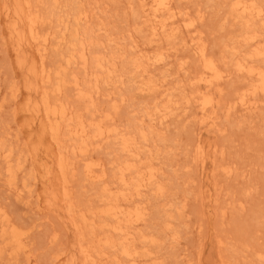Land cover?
<instances>
[{"label":"rangeland","instance_id":"rangeland-1","mask_svg":"<svg viewBox=\"0 0 264 264\" xmlns=\"http://www.w3.org/2000/svg\"><path fill=\"white\" fill-rule=\"evenodd\" d=\"M6 1L0 0V5H4ZM233 1L235 0H173V10L178 11H175L178 14L175 17L173 25L168 20L169 27L173 26V28H178L179 30L176 29V32L172 31L174 35L170 33V30L173 28L163 33L159 31L157 35H153L155 19L151 18L150 14H148L150 13L149 11H144L145 9L142 8V3L139 0H29L31 9L41 16L40 27L38 28V32H40L39 36L41 37L36 39L35 42L37 44L33 41L31 42V44H36V48L37 46L40 47V50L37 48L39 50L37 54L35 46L29 44L30 49L28 47V49L24 48L25 50H22L23 53H19V57L28 58L29 65H37L38 70L44 69L51 76L50 80H53L54 87H52L50 80L46 84L41 81L43 84L40 82V91L47 88L48 90H46L49 92V88L50 91L55 88L54 84L58 80V76L56 75L58 69L60 72H64L63 74H68V82L64 85L61 92L62 94L65 92L64 96L60 93L57 94L58 97L56 98L64 101L66 100L65 95L67 97L69 95L67 98L69 100L64 102L70 101V107L74 111L83 109L85 103H87L79 100L77 96L78 90L74 82H81L79 88L82 87V89H87L90 86V89H87L90 91L93 86L95 88L98 87L99 83L100 89H98L99 87L96 88L99 91L101 90L100 92L98 91L99 93L97 91L94 93L96 89L94 88V91L92 89L95 95L92 93L91 110L94 109L92 111H95L96 108L94 116L100 114L104 117L101 119L99 115V118L95 117L96 119L103 120L109 115V118L105 119L109 122L112 116H114L110 122L112 123L113 121L115 124L114 128L119 125L117 127L119 130L117 131L120 134L126 132L125 134L130 135L136 129L143 126L147 129L149 128V131L146 130L150 135L145 130L149 135L148 140L145 142L148 143L149 141L151 144H148H150L151 148L147 147L148 144L146 146L144 142V144L141 143L142 141H138V144L141 143L144 146L142 147L143 150L150 149L147 154L151 155L150 157L153 159L152 161L150 160V164L148 162L150 157L145 154L148 157V160H146V157L144 158L148 162V165H146L147 167L155 166L154 168L157 172L159 169V183L164 185L166 193L159 197L157 193L155 195V189L152 191L148 189V191L145 190L143 192L146 193L145 195L141 194L144 196L142 200L139 198V201H137L138 197L135 196L131 200L136 201H133V206L141 201L142 204H140L142 206L140 207L142 209L146 208L145 212L147 215L144 219L145 221L138 223L133 228L134 232L138 231V234H145L150 231L149 234L154 237L156 236L159 240L156 244H150L149 242L146 244V240L141 241L143 245L141 242H138V247L142 252L144 251L143 253L140 251L141 254L146 253V249L148 253H151L150 257H139L142 264H264V93H256L255 96L250 95L252 98H249L257 101V107L255 108L254 106V108L245 110L246 107L244 108L240 103V95L252 81H250L249 76H246L245 72L240 73L236 71L237 69L234 64V62L236 63L238 60L243 59L244 55L246 57L248 51L254 48V44L258 43L257 47H264V38L262 37L264 36V16H262V19L261 16H259L260 18L255 17L256 19H252V24H254L253 26L257 29V33L260 34L261 38L259 36L256 39L257 41L254 44L248 45V47L246 43L244 45L243 40L241 41L243 39L241 37L243 21L230 14L229 8ZM255 1L258 5H261L260 7L264 12V0ZM8 3L10 4L11 0ZM184 12L187 13L185 14ZM83 16L85 17L83 18ZM167 16L165 15L164 18ZM191 21L193 24L186 26ZM7 22L10 23L0 11V242L2 239L4 241L0 243V264H58L59 260L63 261L64 259L65 261L69 258L67 256L72 257V254L78 261H81L82 255L78 253L76 245L81 237L80 233H83L84 237L89 236L90 233H88L89 229L84 224L81 225L79 214L84 212L89 213L90 210H98V205L102 203L100 195L105 183L109 185L113 193L118 192L120 185L115 173L118 171L119 165L128 160V155L123 153L124 156L127 155L126 159L123 158L122 151L120 150L121 153L119 151V138L116 135L110 136L109 139L111 141L108 138L91 140L90 144L92 143V146L90 145L89 150L85 154L74 153L70 147L74 140H70L71 135L62 126L60 142L62 145L67 144L64 146L66 148L65 155L72 163L71 168L66 173V177L68 176L69 199L71 201L73 197V207L76 206V208L74 207V218L77 219L78 223L80 222L79 224L82 228L78 231L73 225V228L70 227L73 221H70V214L67 213L66 215V206H64V210L63 208H57L60 212L57 209L54 210L52 207H49L45 194L48 192V186H52L56 181L51 178L53 181L48 179L49 184H47V178L43 177L45 174L40 164L42 161L44 162V156H46L43 155L46 152L45 148L48 147L50 149L52 147L54 149L55 144L51 140L47 141L50 137L46 136L42 139L43 142L40 141V145L41 143L43 144L39 145L41 133L38 131L42 129H40L41 126H39L40 124L37 120L31 122L33 116L26 104L28 98L33 96L40 98V92L37 93V96L34 93V95H30L27 89H25L29 80L28 70L26 66L18 64L20 59L17 58L18 53H16V49L12 45L11 35L9 36L10 24ZM74 31L75 33L77 32L76 38L78 37V40L84 41L88 47L86 48L88 54V64L86 63V65H83L78 60L79 62H72L70 66V63L65 61L71 48H73L71 44L76 43L74 40L75 35L72 36V34H75ZM48 34L49 37L47 36ZM43 35L47 41L42 40ZM168 35H173V37L169 38ZM47 37L50 38V42ZM242 43L243 46L241 45ZM203 44L207 49V56L217 61L218 68L223 75L228 74L221 81H218L217 85L214 84L213 88L211 86V90L205 89V83L198 81L203 60L201 59L199 49L202 46L204 47ZM45 45L48 49L45 48ZM26 50L36 60L27 55L28 52ZM41 52L46 53L45 58L41 56ZM94 52L99 54L97 55ZM45 53L42 55H45ZM93 53L95 56L101 58L106 57L104 59L106 62L108 60L112 62L113 57L117 55L113 62L115 64L114 67L110 65L112 63L107 64L104 61L106 63L105 66L109 65L114 70L112 74L116 76L112 74L111 76H104L106 75L105 71H102L104 75L101 71H98L102 77H98L100 78L98 80L100 82L97 84L95 83L96 81L93 82V79H96L95 76H86L88 71L87 74L94 72L92 68ZM158 53H164L165 55H163L165 60L161 63H155L154 57ZM61 54L64 56H61ZM242 54L243 56H241ZM63 57L66 58L63 60ZM42 58L45 61L44 66ZM31 59H33L34 63ZM134 59L143 62L141 67L147 69V72H142L143 76H140V78L137 77L141 74V71L138 69L139 72L131 66V62ZM258 60V66L264 67V59L259 58ZM252 62L251 64L254 65L255 63ZM60 63L64 65L62 66ZM78 63L83 67L80 64L77 65ZM61 66L66 69H63ZM126 66L129 67L127 68ZM69 72L72 74H70L71 76H69ZM135 72L136 74L138 72L139 75L137 74V76ZM67 74H65V78ZM53 76H57V80L52 78ZM89 77H93L92 81ZM147 79H153L152 81L157 82H155L156 85H160L158 86L159 88L155 86L158 90L154 87L156 92L153 91L154 89L147 90L146 92L140 89L148 81ZM251 80L253 79L251 78ZM87 81L88 83H86ZM48 82H50V86L49 84L47 85ZM91 83H94V85L91 86ZM72 85L75 87L74 92L73 89L67 90L73 88ZM86 85H88L87 88ZM203 90L205 92L209 90V93L217 97L214 96L215 104L212 109L213 111L208 110L206 112H214L211 113L212 116L216 113L214 116L216 123L212 124L209 120L207 123L204 120L207 115L201 111L199 103L193 98L199 91L203 92ZM151 92H154L153 95L150 94ZM216 92H218V95ZM50 96L53 99L56 95L50 92ZM61 96L65 99H61ZM185 97L189 104L184 102L186 101ZM177 99L178 104L175 103V105L171 106L174 109L178 106L180 107L174 111L172 108L171 115L163 119L162 116L166 110L163 113L159 110L162 106L161 104H164L163 106L165 107L167 105L165 102L168 100L167 110L169 111L171 108H169L170 104L177 102ZM75 102H78V104L76 105ZM175 106L177 107L175 108ZM83 110L82 112L89 114L87 110ZM168 111L167 113L170 112ZM103 112H106V115ZM110 112L113 113L112 116H110L112 114ZM144 113L153 115L151 117ZM89 115H84V119L89 118ZM106 124L109 126L108 123ZM144 127L143 129H145ZM63 128L65 129L63 130ZM128 130L131 132L130 134ZM155 131L157 132L154 133ZM37 133L40 134L38 135ZM135 134L131 136H135ZM29 139H32L35 143ZM29 142L34 145V148ZM45 142L48 144L46 145ZM36 143L40 146L38 149L39 153L35 150ZM201 145L204 147V151L202 148L204 154L202 153L203 156L200 157L197 147ZM139 146L138 150L137 148V151L135 150L137 153L141 151V145ZM6 149L8 150L6 151ZM56 149L57 147H55ZM151 152L154 153V157ZM144 153L146 151H141V156L136 163L139 166L140 164L142 166V163L143 165L145 164V160L142 157ZM68 154L71 156L75 155V157L73 156V158ZM33 155L35 156L34 159L36 158L41 162H38L36 159L33 160ZM77 155L79 156L77 157ZM82 155L83 159L81 160ZM11 158L13 159L11 160ZM120 160L122 161L121 163ZM7 161H11L9 165ZM91 161L93 163H101V166H94V168H96V174L105 173L103 181H98L97 178H90L85 173V164ZM116 162L118 163L116 164ZM35 163L36 165H34ZM115 165H118V167ZM5 166H7L6 170ZM35 166H39L40 170ZM8 167L13 168V177L8 173ZM225 168L230 169V173H227ZM114 180H116V183L113 182ZM45 181L46 184H44ZM113 185H115V188L117 186V188L115 189ZM96 203H98L97 206ZM122 203L127 205L131 202L123 201ZM169 207L170 209H168ZM77 210L80 211L78 212ZM169 214L172 215L173 219L171 217L168 219ZM76 216L79 217L76 218ZM65 218L68 219V221L66 220L68 223L64 221ZM97 220L99 219L97 218ZM168 221L171 223L170 228L165 229V223ZM13 230L22 233L20 242L12 241L11 232ZM97 230L99 231V229ZM72 231L75 233L73 232V234ZM87 238L85 237L86 243H88ZM70 241L73 242V245ZM144 245L147 246L145 247ZM68 248L70 249L68 250ZM74 248L75 250H73ZM116 249L118 252V248H104L107 254L104 256L106 260L102 259V257L97 263L101 264L105 262L102 264H108V261H112V264H123L119 260L120 256L118 259V253L115 252ZM64 252H68L69 255ZM122 259V262L129 264L127 260Z\"/></svg>","mask_w":264,"mask_h":264},{"label":"bare ground","instance_id":"bare-ground-1","mask_svg":"<svg viewBox=\"0 0 264 264\" xmlns=\"http://www.w3.org/2000/svg\"><path fill=\"white\" fill-rule=\"evenodd\" d=\"M8 1L9 0H7L6 2H5V4L4 5H0L1 7H0V11H1V13L2 14H4V16H5V18H7L8 20H9V22L10 23H8V24H10L9 25V30H10V34H9V36L11 35V38L10 39H12V41H13V44L12 45H14V47H15V49H16V53H18V56H17V58H19L20 60H19V62H18V64H20L21 66H26L27 67V70H28V76H29V80H28V82H27V85H26V88L25 89H27V91H28V93H30V95H32L33 93L34 94H36V96H37V93H39L40 95V98H37V97H35V96H33V97H31V98H28V101H27V104H26V106L28 107V109L30 110V112H31V115L33 116L32 117V121L31 122H35L36 120H37V122L40 124L39 126H41L40 127V129H42L41 131H38V132H40L41 133V135H40V140H39V145H40V141L41 142H43V138L44 137H46V136H49L50 137V139H47V141H49V140H51L52 142H54V144H55V147H57V149L55 150V147H54V149H52V147L51 146H49V147H51L50 149L48 148V147H46L45 149V153L43 154V155H46V156H44L45 157V159H44V162L42 161V163L40 164L41 165V167H42V169H43V171H44V176L43 177H46L47 178V184H49V182H48V179H50L51 180V178H53L54 179V181H56V183L55 184H52V186H48V192H47V194H45L46 196H47V203H48V205H49V207H52L54 210L55 209H59V208H63V210H64V206H66V215H67V213L68 214H70V221H73V223L71 224V222H69L71 225H70V227L71 228H73L72 227V225L79 231L81 228H82V226H80V222H81V225L82 224H84V226L86 227V228H88L89 229V232L88 233H90V235L88 236L87 234V236H85V237H88L87 238V240H88V243H86L85 242V237H84V234L83 233H80V239H79V241H78V243H77V241H76V243H77V251H78V253L79 254H81L82 255V260L80 261H78L77 259H76V257L72 254V257L71 256H67V257H69V258H67L65 261H64V259H63V261H61V260H59V262H58V264H100V263H97V262H99L98 260L99 259H101L102 257V259H105L106 260V257H104L105 256V250H104V248H106V247H110V248H118L119 249V251L117 252V249H116V251L115 252H117V253H115V254H117V256H118V259H119V256L121 257L119 260H121V263H123V264H125L124 262H122L123 261V259L122 258H124L125 260H127V262H129V264H142V262L140 263V260H139V257L140 256H149L151 253H148V251H147V249L145 250V252L146 253H144V254H141V252H142V250H140V248L138 247V242H141V241H145L146 242V244H148L147 242H149L150 244L151 243H155L156 244V242L157 241H159L158 240V238L155 236H151L150 234H149V232L150 231H148V233H145V234H138L137 232H134V227H136V225L138 224V223H140V222H142V221H145L144 219H145V217L147 216L146 215V212H145V209L146 208H141L140 206H142L141 204H142V202L140 201V202H137V204H135L134 206H133V201L134 202H136L135 200H133V201H131L132 200V198L135 196V197H138L137 198V201H139L138 199L140 198L141 200H142V198L144 197L143 195H145L146 193H143V192H145V190L146 191H148V189L149 190H153V189H155L154 191H156L155 192V195H156V193L158 194V196L160 197L161 195H163L164 193H166V191H165V187H164V185L162 184V183H159V179H158V172H159V169H158V172H157V170L154 168L155 166H154V164H153V162H152V165L154 166V167H151V166H148L147 167V165H148V162H150V160L152 161V159L153 158H151L150 156L151 155H148L147 154V152L150 150H147V149H142V147H144V146H142V144L141 143H145V145L146 144H148V143H150L149 141H148V143L147 142H145V141H147L148 140V136L150 135L149 134V128L147 129V128H145L144 126V128L145 129H143V127H139L138 129H136L135 131H134V129H133V131L136 133H134V132H129V130H128V133L130 134V135H127V134H125L126 132H124V134H120V133H118V131L117 130H119L117 127L119 126H116L115 128L113 127V126H115V124L113 123V121H112V123H113V125H111L112 123L110 122L111 121V119L112 118H114V116H112L113 115V113L112 112H110V113H112L110 116H112V118L110 119V123L109 122H107L105 119L106 118H109L108 116H106L105 117V119H103V120H101L104 116L102 115H100V114H95V115H97V116H94V112L96 111V108H95V111H92V110H94V109H92L91 110V106H92V102H91V98L93 97L92 96V93H93V91H94V83L91 85V86H93V88H91V91H92V89H93V91L91 92L90 90H87V89H90V86L87 88V86L89 85H86V88L87 89H82V87H80L79 88V85H80V83L81 82H77V81H75L74 82V79H73V82H74V84H75V86H76V89L78 90V98H79V100H82V101H84V102H87V103H85V105H84V107H83V109L86 111H88L89 112V114H86L87 112H82V110L83 109H78L77 111H74L70 106H71V102L69 103V102H64V101H68L69 99H67L68 97H69V95H68V97L65 95V97H66V100H64L63 98H62V96H64V94H65V92H63L64 94H62L61 92L63 91V87H64V85L68 82L67 81V79H68V74L67 73H65V74H67V76H66V78L64 77L65 76V74H63L64 72H60L58 69H57V71H56V75L58 76V80L56 79V77L57 76H53L52 78H55L57 81L55 82L56 84H54L55 85V88L52 90V91H50V88H49V92L45 89V90H41L40 91V82L41 81H43V83L45 82V84H46V82L47 81H49L50 80V75L49 74H47L46 72H45V70L43 69V70H38L39 68H37L35 65H33V64H31V65H29L28 64V58L26 59V57H19V53H23V51L25 50L24 48H29V44H31V42L33 41V42H35L36 41V39H38V37H41V36H39V33L40 32H38L39 31V25H40V23H41V16H40V14L38 15L36 12H34L32 9H31V4H30V2H29V0H11V3L9 4L8 3ZM58 1V0H57ZM139 1H141V3H142V8L143 9H145L144 11H149L150 13H148V14H150V16H151V18H153V19H155V23H154V26H153V35H157L158 34V32L159 31H161L162 33L163 32H165V31H167L168 29H170V28H173V26L172 27H169L170 25H169V21H171L170 22V24L171 25H173V23H175V17H176V15L178 14V13H176V12H178V11H174L173 10V8L174 7H172V1L173 0H139ZM231 1V0H230ZM2 3V2H1ZM36 3V2H35ZM134 3V2H133ZM230 3V2H229ZM33 4V6H35L34 5V3H32ZM230 5V4H229ZM57 6V5H56ZM261 5H258V3L255 1V0H235V1H233L232 2V4L230 5V8H229V10H230V14L231 15H233L234 17H236V18H238L239 20H241V21H243V23H242V35H241V37L243 38V39H241V41L243 40V43H244V45H245V43L247 44L246 46H248V45H250V44H254L257 40L256 39H258L259 38V36H260V34H258L257 33V29L253 26L254 24H252L253 23V20L252 19H256L255 17H258V18H260L259 16H261V19H262V16H264V15H262L264 12H263V10H262V8L260 7ZM36 7H37V5H36ZM146 7H147V9H146ZM58 9V8H57ZM176 9H179V8H176ZM38 10V9H37ZM182 10V9H181ZM143 11V12H144ZM39 12V11H38ZM165 13V14H164ZM185 13V12H184ZM187 13V12H186ZM185 13V14H186ZM84 15V14H83ZM87 15V14H86ZM138 15H140V14H138ZM167 16L166 18H164V16ZM230 15V16H231ZM145 16V15H144ZM85 16H83V18H84ZM89 17H90V15H89ZM180 17V16H179ZM186 17V16H185ZM184 17V18H185ZM190 17V16H189ZM135 18V17H134ZM137 18V17H136ZM197 18V17H196ZM43 19V18H42ZM79 19V18H78ZM181 19V18H180ZM195 19V18H194ZM44 20V19H43ZM169 20V21H168ZM178 20V19H177ZM188 20V19H187ZM190 20V19H189ZM150 21H152V20H150ZM252 21V22H251ZM255 21V20H254ZM259 21V20H258ZM154 22V21H153ZM152 22V23H153ZM238 22V21H237ZM263 22V21H262ZM177 23V22H176ZM181 24V23H180ZM184 24V23H183ZM193 24V22L191 21V22H189V23H187L186 24V26H191ZM244 24V25H243ZM264 24V23H263ZM263 24H261V25H263ZM7 25V24H6ZM149 26V25H148ZM152 26V25H151ZM182 26V25H181ZM184 26V25H183ZM195 26V25H194ZM8 27V26H7ZM193 28V27H192ZM264 28V27H263ZM176 29H178V28H173L172 30H170L171 32L170 33H172V31H174V32H176L175 30ZM90 30V29H89ZM179 30V29H178ZM191 30V29H190ZM193 30V29H192ZM88 31V30H87ZM182 31V30H181ZM174 32L172 33L173 35H174ZM186 32V31H185ZM191 32V31H190ZM200 32V31H199ZM74 33H75V31H74ZM77 33V32H76ZM76 33L75 34H72V36H74V40L76 41V43L74 42L73 44H71V46L73 45V48H71V50H70V53H69V55H68V57L66 58V57H63V60H64V58H66V60L65 61H67V63H70V66L72 65L71 63L72 62H76V61H78V60H80L82 63H83V65H86V63H87V52H86V48H88L87 46H86V44H85V42L84 41H81V40H78V37L76 38ZM182 33V32H181ZM241 33V32H240ZM264 33V32H263ZM263 33H262V35H263ZM168 34V33H167ZM65 35V34H64ZM80 35V34H79ZM171 35V34H170ZM173 35L172 36H169L168 35V37L170 38V37H173ZM48 37H49V34L47 35ZM239 36V35H238ZM47 37V38H48ZM263 38H264V36H262ZM73 38V37H72ZM191 38V37H190ZM197 38H199V37H197ZM260 38H261V36H260ZM50 38H48V40H49ZM154 39V38H153ZM168 39V38H167ZM173 39V38H172ZM183 39V38H182ZM188 39V38H187ZM202 39V38H201ZM40 40V39H39ZM42 40H44V41H47V39L44 37V35L42 36ZM41 40V42H43ZM63 40V39H62ZM148 40V39H147ZM240 41V42H241ZM260 41H261V39H260ZM49 42H50V40H49ZM202 42V41H201ZM200 42V43H201ZM36 43V42H35ZM191 43V42H190ZM243 43L241 44L242 46H243ZM33 45H34V43H32ZM31 44V45H32ZM37 44V43H36ZM36 44L34 45L35 46V48H36ZM38 44H40L39 42H38ZM43 44H44V42H43ZM46 45H47V43H45ZM69 44V43H68ZM46 45H45V48H47L48 49V47H46ZM97 45V44H96ZM187 45V44H186ZM200 45V44H199ZM204 45V44H203ZM257 45H259L258 43L255 45L254 44V48L252 49V50H250V51H248V53L246 54V57H245V55L243 56V54L241 55V56H243L244 58L243 59H241V60H238V59H235V60H238L236 63L234 62V64H235V66H236V71H238V72H240V73H246L247 75V77L249 76V78H250V81H252L251 82V84H249V86L247 87V89L243 92V93H241L240 91V93H241V95H240V103H241V105L242 106H244V108H245V110L247 109L248 110V108H254V106H255V108L257 107L256 105H257V101H253L251 98V96L250 95H256V93H264V67H262V66H258V63H259V58L261 59H264V47H257ZM26 46V47H25ZM39 46H41V45H39ZM201 46V45H200ZM245 46V47H246ZM261 46V45H260ZM263 46H264V44H263ZM75 47V48H74ZM80 47V48H79ZM229 47V46H228ZM249 47V46H248ZM27 48V49H28ZM37 48L39 49L40 47H38L37 46ZM37 48H36V50H37ZM69 48H70V46H69ZM193 48H194V46H193ZM24 49V50H23ZM30 49V48H29ZM31 49H32V47H31ZM43 49H44V46H43ZM46 49V50H47ZM246 49H248V48H246ZM246 49H244V50H246ZM23 50V51H22ZM40 50V49H39ZM39 50H37V54L39 53L38 51ZM45 50V49H44ZM195 50V49H194ZM18 51V52H17ZM99 51V50H98ZM26 52H28L27 50H26ZM25 52V53H26ZM42 53V52H41ZM45 53V52H44ZM44 53H42V54H44ZM68 53V52H67ZM95 53V52H94ZM93 53V54H94ZM199 53H200V56H201V59H203L202 60V69H201V72H200V74H199V77H198V81H201V82H204L205 83V89H209V90H211L212 88H213V85L215 84V85H217L218 84V81H221L223 78H225V75H223V73L221 72V70L218 68V65H217V61H215V59L213 60L212 58H210L209 56H207V49H206V47H205V45H204V47L202 46V48H200L199 49ZM41 54V56H44V58L46 57V53H45V55H42ZM62 54H65V53H62ZM61 54V56H64V55H62ZM95 54H97V53H95ZM95 54H94V59H92V68H93V70H94V72H90V74H87L86 73V76H95V78L96 79H93V82L94 81H96L95 83L97 84L98 82H100V81H98V80H100V78H98L99 76H101L102 77V75L100 74V72H98V71H105L106 72V75H104L103 74V72H102V74L104 75V76H111V74L112 73H114L113 71V69H111L110 67H109V65H106V66H108V67H106L105 66V64L107 63H112V64H110V65H112V67H114L115 66V64L113 63L114 62V60L116 59L115 57L117 56H115V57H113V61L111 62L110 60H108V62H106V60H104V59H106V57L105 58H101V57H99V56H95ZM99 54V53H98ZM97 54V55H98ZM115 54V53H114ZM169 54V53H168ZM27 55H29V56H31V57H33L32 55H30V53L28 52L27 53ZM90 55V54H89ZM163 55H164V53H158V54H156V56L154 57V59H155V63H157V62H162L163 60H165L164 58L165 57H163ZM22 56H24V54H22ZM165 56V55H164ZM240 56V57H241ZM90 57V56H89ZM88 57V58H89ZM93 57H91V58H93ZM213 57V56H212ZM239 57V56H238ZM35 57H33V59H34ZM44 58H42L43 59V66H44V64H45V61H44ZM142 58V57H141ZM33 59H31L32 60V62H33ZM109 59V58H108ZM200 59V60H201ZM257 59V60H256ZM35 60H36V58H35ZM89 60V59H88ZM254 60V61H253ZM42 61V60H41ZM104 61L106 62V63H104ZM254 62L255 64H257V65H252L251 64V62ZM258 61V62H257ZM79 62V61H78ZM144 62H145V60H144ZM252 62V63H253ZM263 62H264V60H263ZM31 63V62H30ZM34 63V62H33ZM132 64H131V66H133V68L134 69H139L140 71H141V74H142V72H144V71H146L147 72V69H143L142 67H141V65H142V63L143 62H140V60L139 61H137V60H133L132 62H131ZM200 63V62H199ZM36 64H37V61H36ZM41 64H42V62H41ZM61 64V63H60ZM66 64V63H65ZM74 64V63H73ZM80 63H78L77 65H79ZM88 64V63H87ZM90 64V63H89ZM152 64V63H151ZM154 64V63H153ZM62 66L64 65L63 63L61 64ZM75 65V64H74ZM81 65V64H80ZM260 65V64H259ZM40 66V65H39ZM46 66V65H45ZM61 66V67H62ZM82 66V65H81ZM88 66V65H87ZM199 66H201V65H199ZM47 68H48V66H46ZM67 67V66H66ZM83 67V66H82ZM127 67V66H126ZM129 67V66H128ZM127 67V68H128ZM63 68V67H62ZM87 68V67H86ZM85 68V69H86ZM142 68V69H141ZM49 69V68H48ZM63 69H66V68H63ZM62 69V71H64ZM126 69V68H125ZM124 69V70H125ZM149 69V68H148ZM56 70V69H55ZM92 70V71H93ZM138 70V71H139ZM143 70V71H142ZM150 70V69H149ZM50 71H52V70H50ZM73 71V70H72ZM136 71V70H135ZM139 71V72H140ZM126 72V71H125ZM127 72H128V70H127ZM224 72V71H223ZM227 72H229V71H227ZM76 73V72H75ZM75 73H73V74H75ZM79 73V72H78ZM78 73H77V76H78ZM116 73V72H115ZM124 73V72H123ZM199 73V72H198ZM230 73V72H229ZM55 74V73H54ZM71 73L69 72V76H71L70 75ZM132 74V73H131ZM135 74H136V72H135ZM135 74H132V75H135ZM137 74H138V72H137ZM136 74V75H137ZM137 75L138 77L137 78H140V76H143V74L142 75ZM145 74V73H144ZM112 75H114V76H116L115 74H112ZM135 75V76H136ZM228 75V74H227ZM226 75V76H227ZM118 76H120V75H118ZM148 77V76H147ZM26 78H27V75H26ZM43 78V79H42ZM90 78V80L92 81V78L91 77H89ZM107 78V77H106ZM111 78V77H110ZM109 78V79H110ZM132 78H133V76H132ZM231 78V77H230ZM251 78L253 79V80H251ZM79 79V78H78ZM112 79V78H111ZM149 79V78H148ZM147 79V80H148ZM197 79V78H196ZM27 80V79H26ZM90 80H88L89 82H90ZM153 79H151V80H148L147 82H145L144 83V81H142V83H144L143 85H142V83H141V87H140V89L141 90H144L145 92L147 91V90H153L154 89V87L155 86H160V85H156V83L154 82V81H152ZM193 80V79H192ZM228 80V79H227ZM51 81V83H52V81L53 80H50ZM70 81V80H69ZM88 81L86 82V83H88ZM146 81V80H145ZM111 82V81H110ZM226 82V81H225ZM42 83V82H41ZM42 83V84H43ZM50 82H48L47 83V85L49 84ZM71 83H72V81H71ZM70 82H69V84H71ZM85 83V82H84ZM108 83H109V80H108ZM155 83V84H154ZM201 84V83H200ZM68 85V84H67ZM66 85V86H67ZM83 85V84H82ZM99 83H98V87H99ZM139 85V84H138ZM214 85V86H215ZM44 86V85H43ZM42 86V87H43ZM49 86H50V84H49ZM73 86V85H72ZM96 86V85H95ZM164 86V85H163ZM211 86H212V88H211ZM41 87V89H43ZM52 87H54L53 86V83H52ZM51 87V88H52ZM68 87H70V86H68ZM98 87H96V88H98ZM200 87H201V85H200ZM74 86H73V88H69V89H67V90H69L70 91V89H73V92H74ZM95 88V89H96ZM156 88V87H155ZM159 88V87H158ZM169 88V87H168ZM211 88V89H210ZM64 89H66V88H64ZM98 89H100V87L98 88ZM98 89H96L95 91H94V93L97 91H99ZM157 89V88H156ZM158 90V89H157ZM165 90V89H164ZM169 90V89H168ZM197 90V89H196ZM209 90L207 91L206 90V92L203 90V92H200L199 91V93L197 94V93H195V94H197L196 96H194L193 98H195L196 99V102H198L199 103V106H200V109H201V111L203 112V113H206L208 110H212L213 109V107H214V104H215V97L211 94V93H209ZM224 90V89H223ZM66 91V90H65ZM101 91V90H100ZM99 91V92H100ZM153 91H155L156 92V90L154 89ZM212 91H214V90H212ZM218 91V90H217ZM220 91V90H219ZM243 91V90H242ZM50 92H52V93H54L56 96H55V98H53L52 99V97L50 96ZM98 92V93H99ZM149 92V91H148ZM197 92V91H196ZM221 92V91H220ZM61 93V99H63L64 101H62V100H60V99H58V98H56V97H58L57 96V94H60ZM67 93V92H66ZM93 93V95H95ZM97 93V94H98ZM153 93L154 92H151L150 94H152L153 95ZM189 93V92H188ZM213 93V92H212ZM217 93V95H218V92H216ZM222 93V92H221ZM33 94V95H34ZM158 94V93H157ZM164 94V93H163ZM187 94V93H186ZM192 94V93H191ZM52 95V94H51ZM76 95V94H75ZM261 95V94H260ZM28 96V95H27ZM26 96V97H27ZM25 97V98H26ZM76 97V96H75ZM153 97V96H152ZM187 97V96H186ZM185 97V100L187 99ZM249 97H251V98H249ZM77 98V97H76ZM171 98V97H170ZM190 98V97H189ZM217 98V97H216ZM27 99V98H26ZM75 99V98H74ZM73 99V100H74ZM97 99V98H96ZM239 99V98H238ZM260 99V98H259ZM151 100V99H150ZM156 100V99H155ZM160 100V99H159ZM173 100H174V98H173ZM172 100V101H173ZM176 100V99H175ZM198 100V101H197ZM76 101H77V99H76ZM95 101V100H94ZM167 101L168 100H166V102H165V104H167L165 107L163 106L164 104H161L162 106L160 107V111H162V113H163V111H165L166 110V112H164V114H163V119L164 118H167L169 115H171V110H172V106L171 105H175V103L176 104H178V99H177V102H174V104H170V106H169V108H170V112L167 110V106H168V103H167ZM189 101V100H188ZM233 101V100H232ZM80 102V101H79ZM169 102V101H168ZM171 102V101H170ZM182 102V101H181ZM184 102H187V100L186 101H184ZM217 102V101H216ZM231 102V101H230ZM70 105H69V104ZM76 103V102H75ZM158 103V102H157ZM173 103V102H172ZM188 103V102H187ZM219 103H220V101H219ZM233 103V102H232ZM78 104V102L76 103V105ZM156 104V103H155ZM189 104V103H188ZM191 104V103H190ZM218 104V103H217ZM72 105H74V104H72ZM83 105V104H82ZM94 105V104H93ZM96 105V104H95ZM116 105V104H115ZM198 105V104H197ZM220 105V104H219ZM224 105V104H223ZM238 105V104H237ZM262 105V104H261ZM144 106V105H143ZM178 106V105H177ZM177 106H175V108L177 107ZM190 106V105H189ZM77 107V106H76ZM116 107V106H115ZM148 107V106H147ZM159 107V106H158ZM162 107H164V108H166V109H164V108H162ZM178 107H180V106H178ZM177 107V108H178ZM190 107H192V106H190ZM112 108V107H111ZM156 108V107H155ZM154 108V109H155ZM162 108V109H161ZM176 108V109H177ZM211 108V109H210ZM232 108V107H231ZM243 108V107H242ZM146 109V108H145ZM158 109V108H157ZM176 109H174L173 108V111L174 110H176ZM215 109V108H214ZM217 109V108H216ZM236 109V108H235ZM83 110V111H84ZM98 110V109H97ZM112 110V109H111ZM158 110V112L159 113H161L160 111ZM232 110V109H231ZM259 110V109H258ZM27 111V110H26ZM99 111H101V110H99ZM103 111V110H102ZM146 111V110H145ZM167 111L169 112V113H167ZM172 111V112H173ZM184 111V110H183ZM213 111V110H212ZM216 111V110H215ZM234 111V110H233ZM25 112V111H24ZM107 112V111H106ZM105 112V113H106ZM148 112V111H147ZM149 112H151V111H149ZM247 112V111H246ZM26 113H28V112H26ZM83 113V114H82ZM101 113V112H100ZM104 113V112H103ZM104 113V114H105ZM107 113H109V112H107ZM152 113V112H151ZM211 113H214V112H211L210 111V113L208 112V113H206V117H205V121L208 123L209 121H210V123H216V118L214 119V116L216 115V113L214 114V116H212V114ZM102 114V113H101ZM144 114H147V116H151V115H153V114H148V113H144ZM156 114H157V112H156ZM174 114V113H173ZM209 114V115H208ZM230 114V113H229ZM251 114H253V113H251ZM84 115L85 116H90L89 118H87V119H84ZM99 115H100V117H101V119L100 120H98V119H96V118H99ZM106 115V114H105ZM160 115H162V114H160ZM155 116V115H154ZM96 117V118H95ZM152 117V116H151ZM151 117H149V118H151ZM200 117V116H199ZM27 119V118H26ZM114 120V119H113ZM209 120V121H208ZM215 120V121H214ZM106 121V122H105ZM145 121V120H144ZM161 121V120H160ZM214 121V122H213ZM141 122V121H140ZM151 122V121H150ZM106 123H108L109 124V126L106 124ZM160 123V122H159ZM162 123H163V121H162ZM28 124H29V122H28ZM26 125H27V123H26ZM34 125H35V123H34ZM111 125V126H110ZM132 125V124H131ZM135 125V124H134ZM206 125V124H205ZM204 125V126H205ZM211 125V124H210ZM217 125V124H216ZM28 126V125H27ZM62 126H64L67 130H65V131H67V132H69V134L71 135V138H70V140L72 141V139L74 140V142L72 141V145H70V147H71V150H72V152H74V153H80V154H85L88 150H89V148H90V145L92 144H90V141L91 140H101V139H105V138H110V136L112 137L113 135H116L118 138H119V142L118 143H120V148H119V151L121 150L122 151V156H123V158H125L126 159V156H127V159L128 160H125L121 165H119V167H118V165L116 166V167H118V171L115 173V174H117L116 176H117V181H118V184L120 185V188H119V190H118V192H115V193H113L111 190H110V188H109V185L108 184H104V188H103V190H102V192H101V195H100V201L102 202L100 205H98L99 207L97 208L98 210L97 211H94V210H90L89 211V213H87V212H84V213H81V214H79L80 215V222L78 223V221H77V219H75L74 217H75V215H74V211H75V209H74V207L76 208V206H74L73 207V202H72V200H73V197H72V199H71V201H70V199H69V192H68V188H69V185H68V181H67V177H66V173H67V171L69 170V168H71L70 166L72 165V163L70 162V160L67 158V156L65 155V150H66V148L64 147L65 145H67V144H65V145H62V143L60 142V131L62 130L61 128H62ZM141 126V125H140ZM212 126V125H211ZM130 127V126H129ZM148 127V126H147ZM26 128H28V127H26ZM65 128H63V130L65 129ZM117 128V129H116ZM131 128V127H130ZM133 128V127H132ZM205 128V127H204ZM29 129V128H28ZM31 129V128H30ZM37 129V128H36ZM35 129V130H36ZM148 131H147V130ZM216 129V128H215ZM219 129V128H218ZM39 130V129H38ZM122 130V129H121ZM124 130H126V129H124ZM148 132V134H147V132ZM156 130V129H155ZM132 131V130H131ZM63 132V131H62ZM119 132H121V131H119ZM152 132V131H151ZM150 132V133H151ZM157 131H155L154 133H156ZM39 133V134H40ZM65 133V132H64ZM38 134V133H37ZM38 134V135H39ZM66 134V133H65ZM64 134V135H65ZM68 134V135H69ZM132 134H135V136H131ZM62 135V134H61ZM69 135V136H70ZM118 135H120V136H118ZM136 135L138 136L137 138H136ZM154 135V134H153ZM156 136H157V134H155ZM34 136V135H33ZM116 136H114V137H116ZM39 137V136H38ZM116 137V138H117ZM153 137V136H152ZM32 138V137H31ZM62 138V137H61ZM139 139V140H138ZM154 139V138H153ZM152 139V140H153ZM29 140H31L32 141V139H29ZM35 140H37V139H35ZM68 140V139H67ZM69 140V141H70ZM110 141H111V139H109ZM117 140V139H116ZM46 141V142H47ZM63 141H65V140H63ZM62 141V142H63ZM140 141H142L140 144H138ZM154 141V140H153ZM33 143H35L34 141H32ZM37 142H38V140H37ZM45 142V144L47 145L48 143H46ZM66 142V141H65ZM64 142V143H65ZM92 142V141H91ZM96 142V141H95ZM28 143V142H27ZM29 143H31V142H29ZM51 143V142H50ZM63 143V144H64ZM67 143H68V141H67ZM112 144H113V142H111ZM114 143H116V142H114ZM143 143V144H144ZM37 144V143H36ZM36 144H35V146H36ZM43 143H41V145H42ZM44 144V145H45ZM53 144V143H52ZM94 144V143H93ZM106 144V143H105ZM138 144V145H137ZM151 144V143H150ZM150 144H148V146L147 147H150L151 148V146H150ZM199 144V143H198ZM31 145H33L32 143H31ZM38 144H37V146L35 147V150L37 151V153H39L38 152V149L40 148V146H39ZM119 145V144H118ZM117 145V146H118ZM139 145H141V148H140V150L141 151H143V152H145L146 151V153H144L143 155L144 156H142L143 157V159L146 157V160H148V157H150V159H149V161L147 162L145 159V164L143 165V163H142V166H141V164H140V166H139V164H136L137 163V161H138V159H139V157L141 156V151H139L140 153H137L136 151L138 150V148L140 147ZM204 145V144H203ZM203 145H201V146H198L197 148H198V152L200 153V157L201 156H203V154H204V147H203ZM92 146V145H91ZM155 146V145H154ZM29 147V146H28ZM44 147V146H43ZM67 147V146H66ZM152 147H153V144H152ZM33 148H34V145H33ZM100 148V147H99ZM117 148V147H116ZM136 148H137V150H136ZM146 148V147H145ZM202 148H203V151H202ZM29 149V148H28ZM70 149V148H69ZM157 149V148H156ZM216 149V148H215ZM214 149V150H215ZM8 149H6V151H7ZM13 150V149H12ZM33 150V149H32ZM136 150V151H135ZM11 151V150H10ZM70 151V150H69ZM118 151V150H117ZM121 151H120V153H121ZM158 151V150H157ZM218 151V150H217ZM217 151H215V152H217ZM31 152V151H30ZM2 153H4V152H2ZM12 153V152H11ZM123 153H125V154H127V155H123ZM152 153V152H151ZM203 153V154H202ZM31 154H32V152H31ZM34 154H36V153H34ZM73 154V153H72ZM145 154H147L148 155V157L147 156H145ZM154 153H152V155H153ZM69 155V154H68ZM11 156V155H10ZM30 156V155H29ZM37 156V155H36ZM69 156H71V155H69ZM68 156V157H69ZM74 157H75V155H73ZM73 156H71V157H73ZM79 155H77V157H78ZM34 155L32 156V158H33V160H35L34 159ZM73 157V158H74ZM81 157V156H80ZM79 157V158H80ZM153 157H154V155H153ZM204 157H205V155H204ZM122 158V157H121ZM122 158V159H123ZM198 158V157H197ZM13 158H11V160H12ZM71 159V158H70ZM83 159V155H82V158H81V160ZM121 159V160H122ZM142 159V158H141ZM140 159V160H141ZM200 159H202V158H200ZM205 159V158H204ZM203 159V160H204ZM37 160V159H36ZM95 160V159H94ZM120 160V163L122 162ZM124 160V159H123ZM143 160V161H144ZM203 160H201V161H203ZM14 161V160H13ZM38 161V160H37ZM142 161V162H143ZM5 162V161H4ZM8 162V161H7ZM10 162L11 161H9L8 162V165L10 164ZM16 162V161H15ZM38 162H41V161H38ZM92 162V161H91ZM91 162H87L86 164H85V173L88 175V177H90V178H97L98 179V181H103L104 180V176H105V173L104 172H102V173H100V174H96V168H94V166H101V163H91ZM6 163V162H5ZM13 163V162H12ZM23 163V162H22ZM34 163V162H33ZM77 163V162H76ZM106 163V162H105ZM118 162H116V164H117ZM119 163V164H120ZM7 164V163H6ZM18 164V163H17ZM79 164V163H78ZM83 164V163H82ZM147 164V165H146ZM150 164H151V162H150ZM5 165V164H4ZM34 165H36V163L34 164ZM39 165V164H38ZM74 165V164H73ZM81 165V164H80ZM103 165H105V164H103ZM107 165H108V163H107ZM13 166V165H12ZM14 166H15V164H14ZM13 166V167H14ZM145 166V167H144ZM224 167H225V165H223ZM6 167L7 166H5V170H6ZM36 168H39V166L37 167V166H35ZM76 167V166H75ZM78 167V166H77ZM81 167V166H80ZM109 167V166H108ZM74 168V167H73ZM157 168V167H156ZM228 168V167H227ZM227 168H225V170H226V172L227 173H230V169H227ZM234 168V167H233ZM13 168H11V167H8V169H7V171H8V173L13 177V175H14V170H12ZM15 169V168H14ZM20 169V168H19ZM75 169V168H74ZM83 169H84V167H83ZM97 169H99V168H97ZM101 169H102V167H101ZM100 169V170H101ZM39 170H40V168H39ZM105 170H106V168H105ZM109 170V169H108ZM43 171H42V173H43ZM111 171H113V170H111ZM38 172V171H37ZM84 172V171H83ZM108 172V171H107ZM114 172V171H113ZM15 173H17L16 171H15ZM109 173V172H108ZM111 173V172H110ZM234 173V172H233ZM4 174H5V172H4ZM34 174V173H33ZM70 174H71V171H70ZM113 174V173H112ZM8 175V174H7ZM69 175V174H68ZM83 175V174H82ZM108 175V174H107ZM106 175V176H107ZM111 175V174H110ZM57 176V178L55 179V177ZM112 176V175H111ZM8 177V176H7ZM113 177V176H112ZM116 178V177H115ZM51 181H53V180H51ZM72 181V180H71ZM162 181V180H161ZM113 182H115L116 183V180H114ZM42 183H44V182H42ZM44 184H46V181H45V183ZM43 184V185H44ZM102 184V185H103ZM114 184V183H113ZM118 185V186H119ZM29 186V185H28ZM27 186V187H28ZM97 186V185H96ZM115 185H113V187H114ZM71 187V186H70ZM74 187V186H73ZM111 187H112V185H111ZM46 188H47V186H46ZM115 188V187H114ZM116 188H117V186H116ZM115 188V189H116ZM23 190V189H22ZM45 191V190H44ZM74 191V190H73ZM72 191V192H73ZM113 191H114V189H113ZM143 193V195H141ZM153 193V192H152ZM154 194V193H153ZM153 194H152V196H153ZM167 195V194H166ZM148 196V195H147ZM99 197V196H98ZM164 197V196H163ZM155 198V197H154ZM145 199V198H144ZM160 199V198H159ZM74 201V200H73ZM125 202V201H127V202H131L130 204H123L122 202ZM148 201V200H147ZM96 202H97V200H96ZM143 202H144V200H143ZM75 203V202H74ZM141 203V204H140ZM148 203V202H147ZM97 204L98 203H96V206H97ZM132 204V205H131ZM138 204H139V206H138ZM149 204H151V203H149ZM171 204V203H170ZM95 205V204H94ZM130 205V206H129ZM165 205V204H164ZM96 206H95V208H96ZM144 206V205H143ZM47 207V206H46ZM79 207V206H78ZM144 207H146V206H144ZM168 207V206H167ZM84 208V207H83ZM163 208V207H162ZM57 209V210H58ZM78 209H80V208H78ZM168 209H170V207L168 208ZM179 209V208H178ZM148 210H149V208H148ZM166 210V209H165ZM59 212H60V210H58ZM57 211V212H58ZM78 211V210H77ZM76 211V212H77ZM80 211V210H79ZM78 211V212H79ZM161 211V210H160ZM163 211V210H162ZM55 212V211H54ZM56 212V213H57ZM59 212H58V214H59ZM62 214V213H61ZM64 214V213H63ZM75 214H77V213H75ZM182 214V213H181ZM60 215V214H59ZM62 216V215H61ZM69 217V216H68ZM67 217V218H68ZM79 217V216H78ZM77 216H76V218H78ZM172 218V215H168V219L169 218ZM67 218H65V220L64 221H68V219ZM97 218L99 219V220H97ZM173 219V218H172ZM147 220V219H146ZM1 221V220H0ZM66 221V222H67ZM98 221V222H97ZM164 222V221H163ZM68 223V222H67ZM147 223V222H146ZM145 223V224H146ZM4 224V223H3ZM166 224V225H165ZM164 225H165V229H167V228H170V225H171V223H170V221H168V222H166ZM84 227V228H85ZM99 229V231L96 229ZM141 227V226H140ZM83 228V229H84ZM77 230H75V231H77ZM96 230H97V232H96ZM83 231V230H82ZM167 231V230H166ZM74 231H72V233H73ZM147 232V231H146ZM5 233V232H4ZM12 235H11V237H12V241H14V242H20V240H21V236H22V233L21 232H18V231H15V230H13L12 232ZM75 233V232H74ZM73 233V234H74ZM151 233H153V232H151ZM155 233V232H154ZM157 233V232H156ZM177 233V232H176ZM146 234H149V235H146ZM24 235V234H23ZM76 235V234H75ZM74 235V236H75ZM157 235V234H156ZM6 236V235H5ZM160 237V236H159ZM76 238V240L78 239L77 238V236L75 237ZM6 239V238H5ZM163 239V238H162ZM2 241H3V239H2ZM2 241L0 242V243H2ZM4 242V241H3ZM71 242V241H70ZM142 243V242H141ZM140 243V244H141ZM71 244L73 245V242H71ZM19 245H21V243H19ZM142 245H143V243H142ZM161 245V244H160ZM145 246V245H144ZM147 246V245H146ZM145 246V247H146ZM69 247V246H68ZM72 247V246H71ZM70 248H68V250H69ZM67 250V251H68ZM73 250H75V248L73 249ZM6 251V250H5ZM62 251H64L63 249H62ZM107 251V250H106ZM108 251H109V248H108ZM107 251V252H108ZM141 251V252H140ZM74 252V251H73ZM113 253H114V251H112ZM144 252V251H143ZM142 252V253H143ZM150 252H153V251H150ZM1 253V252H0ZM61 253V252H60ZM60 253H58V255H60ZM63 253V252H62ZM64 253H66V254H68V252H64ZM112 253V254H113ZM74 254H75V252H74ZM110 254V253H109ZM258 254V253H257ZM262 254V253H261ZM69 255V254H68ZM70 255H71V252H70ZM107 255V254H106ZM263 255V254H262ZM63 256V255H62ZM62 256H60V257H62ZM65 256V255H64ZM110 256V255H109ZM113 256H115L114 254H113ZM264 256V255H263ZM2 257V256H1ZM55 257H56V255H55ZM110 257H112V256H110ZM109 257V259H111ZM150 257V256H149ZM148 257V258H149ZM154 257V256H153ZM78 258H79V256H78ZM80 258H81V256H80ZM142 258V257H141ZM116 259V258H115ZM154 259V258H153ZM104 260V261H105ZM124 260V261H125ZM58 261V260H57ZM100 261H102V260H100ZM144 261V260H143ZM109 262H110V264H112V261H108V264H109ZM115 262V261H114ZM113 262V263H114ZM116 262H117V260H116ZM102 263H105V262H102ZM101 263V264H102ZM57 264V263H56ZM128 264V263H127ZM218 264V263H217ZM234 264V263H233Z\"/></svg>","mask_w":264,"mask_h":264}]
</instances>
